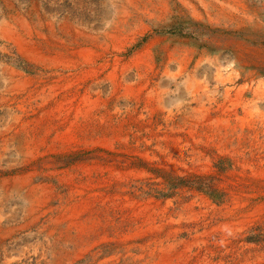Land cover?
<instances>
[{"label":"rangeland","instance_id":"1","mask_svg":"<svg viewBox=\"0 0 264 264\" xmlns=\"http://www.w3.org/2000/svg\"><path fill=\"white\" fill-rule=\"evenodd\" d=\"M241 1L249 21L241 10L231 16L219 14L216 4V8L199 4V16L192 18L179 0H142L139 7L144 16L131 12L133 18L128 19L121 38L95 67L52 68L65 62L61 57L75 56L78 48L89 47L97 37L102 40L101 48L106 45L101 37L111 30L122 0H0V28L5 19H25L30 29L18 26L16 31L41 51L38 57L27 55L20 51L19 39L0 35V92L8 89L2 68L9 64L27 78L28 85L23 87L48 85L58 95L49 102L53 113L45 116L40 135L49 130L47 141L51 142L56 130L71 128L76 136L69 144H56L54 152V148L42 149L45 154L25 169L30 168L37 181L54 183L55 204L67 200L70 185L87 188L83 190L84 195L90 194L87 215L96 223L99 239L106 237L98 247L101 256L111 254L125 236L131 237L133 256L115 264H264V118L242 132L231 121L235 129L217 134L212 123L183 126L175 118L167 124L163 113L151 101L146 103L144 96L154 88L167 101L165 108L173 106L187 89L185 77L193 72L197 56L203 54L218 56L223 65L238 61L243 71L255 72L264 80V0ZM63 22L81 29L76 41L71 34H62ZM32 30L40 36L34 37ZM123 35L126 40L120 41ZM170 55L175 59L171 65L167 62ZM179 60L190 61L187 70L179 67ZM167 66L165 73L162 69ZM123 67L127 76L121 81ZM113 76L115 84L110 81ZM96 78L102 80L97 95L89 89ZM127 85L134 89L129 95L125 94ZM87 94L99 96L90 110ZM79 107L86 111L84 117L76 114ZM32 108H28L31 117L37 115L36 107ZM225 108L214 109L213 114L222 115L229 110ZM5 206L14 203L7 200ZM150 223L162 230L168 225L176 227L177 252L166 261L148 252L147 244L160 233ZM30 233L5 238L0 264L16 257L24 246L29 250L30 244H36L34 231Z\"/></svg>","mask_w":264,"mask_h":264},{"label":"bare ground","instance_id":"2","mask_svg":"<svg viewBox=\"0 0 264 264\" xmlns=\"http://www.w3.org/2000/svg\"><path fill=\"white\" fill-rule=\"evenodd\" d=\"M140 1L142 2V0H122L119 9L120 13L112 21L111 30L107 31L101 37L106 44L102 48L99 46L102 40L97 37L89 47L85 46L84 48H78L75 56L70 53L71 55L69 57H61L65 62L54 64L51 67L59 68L61 65L75 67L78 66L76 64H90L92 66L96 65V63H98L97 61H99L101 58L104 59L103 57L108 51L109 46L115 42H118V39L121 38L122 30L128 27V19H130L134 14L144 16L145 11L139 7ZM179 2L184 6H187L189 11L187 14H189L192 18H197L199 16V4L204 8L211 6L216 8V6L213 5L216 4L219 7L218 10L219 14L221 15L231 16L232 13L241 10L245 18H247L248 21L250 20V15L243 12L244 5L242 4L241 0H179ZM129 9H132L133 11H129ZM131 12L135 13L131 14ZM63 23L65 24V29L61 30L62 34L64 35L67 32L68 34H71L73 36L72 39L76 41L79 38V35L82 34L80 31L81 29H78L76 26H73L67 22ZM18 26L25 28L29 27L26 20L23 18H10L8 21L5 19L4 24L0 28V35L5 39H13L14 41L19 39L20 43H18V45L20 51L30 56H40L41 51L37 46H35L33 41L24 42L22 40L16 31ZM29 29L30 28H28V30ZM30 33H32L34 37L40 36V33L37 31L32 30ZM42 35L44 36V34ZM125 40V35H123L120 41ZM171 57L172 56L170 55L169 61H167L169 65H171L170 60H175H173ZM116 59L120 58L117 57ZM177 63H179V67L181 69L187 70L190 61L184 62L179 60ZM185 64L187 66H185ZM9 65L2 68L5 83L8 89L0 92V248H3L5 238L15 233L28 231L30 233V231H34L33 234L36 236L37 240L36 244H30L28 247L30 248L29 250H26V247L24 246V249L20 250L16 257H5L6 259L4 264H78L82 261H85L84 264H115L116 262H119L120 259H130L133 256V243L130 240L131 237L128 235L124 237V239L118 245V248H116L111 254L107 256H101V250L98 249V247H100V241L104 239L106 240V237L101 235V239H99V235L97 234V225L90 220L92 217L87 215L89 212H91V208L89 202L90 194L84 195L83 191L87 190L86 187L82 185H78V187L75 185H70L67 193V200H61L55 204L56 199L54 197V183H48L47 180L37 181L30 168L25 169V166L35 161L37 157L43 156L45 154L42 149L47 148L52 150L54 148V152V146L56 144H69L70 142L74 141L76 136L72 134L74 133V130L71 128H68L67 131L63 132L56 130V136L51 139V142L47 141L50 134L49 130H46L40 135L39 130L43 129V120L45 116L53 113V111L49 109V102L55 100L58 94L47 89L48 85L46 86L45 84L40 88L35 87L33 89H27L28 87H23L28 85L27 78L22 76L21 73L17 72ZM194 66L195 68L192 70L193 72H187L188 74L185 77L187 82V86L185 87L187 89L185 91H181L179 95L180 98L178 97L173 101L175 102L173 106L165 108L164 105L167 103V101H165L163 94H160V91L157 92L153 90L154 88L152 89L153 91L148 90L144 93V96L146 97L145 101L147 100L146 103L151 101L154 104L155 109L160 110L161 113H163V117L167 124L172 122L175 118L183 126L191 124V126L193 125V127H197L198 125H207L208 123H212V126L214 124L213 127L216 129V132L218 131L220 133L221 130L232 129V127L235 129V124L232 125L231 121H236L239 126V131L241 132L246 126H249L250 123L261 122L260 119L264 118V80H261L262 78L258 79L259 75L257 76V74L252 71H243L240 62L238 61L223 65V62L218 56L210 58L205 54L197 56ZM104 67L107 68L108 66ZM168 68L169 67L167 66L162 70L165 72L168 70ZM124 69L125 70L120 72L119 75V79L121 81H124L125 77L127 76L126 68ZM196 74H198L200 77L199 79L196 78ZM58 79H60V77ZM110 79L111 83L115 84L114 80L116 79V76H113ZM101 81L99 78H96L94 81L90 82L91 85L89 89H92V92L96 93V90L99 89ZM133 91L134 89L132 86H126L125 94L129 95V93H132ZM138 91H136L137 93H134L139 95ZM91 95L92 94L86 95L88 101L87 110L95 107L99 101V96L92 97ZM136 98L138 97L136 96ZM32 107H36L37 111L35 114L37 115L31 117L28 112V108ZM224 107H226L225 109H229L226 112L224 111V114H213L214 109H221ZM69 108L71 109V107ZM76 112V114L84 117L82 114L86 111H84L82 107H79V109H76ZM73 113L74 112H72V114ZM68 124L70 123L68 122ZM218 132L217 134H219ZM192 140H194V136H192ZM68 181L70 183L73 180L71 181L70 178ZM91 195L95 194L92 193ZM7 200H11L14 203V206L6 207L5 201ZM187 214L189 213L187 212ZM150 227L151 229H159L160 233L152 243L147 244L148 252H150V255H153L154 253L158 254L160 257L159 259L162 261L168 260L171 258V256H173L172 254L175 255L177 252L178 239L176 237V227L173 225H168L162 230L161 227L155 223H150ZM193 241L192 243H194ZM134 259H136L135 256Z\"/></svg>","mask_w":264,"mask_h":264}]
</instances>
